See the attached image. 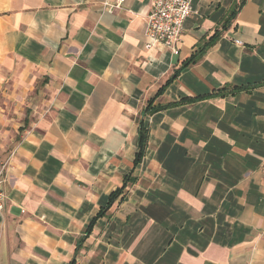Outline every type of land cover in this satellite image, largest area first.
<instances>
[{"label": "crops", "instance_id": "crops-1", "mask_svg": "<svg viewBox=\"0 0 264 264\" xmlns=\"http://www.w3.org/2000/svg\"><path fill=\"white\" fill-rule=\"evenodd\" d=\"M106 1L0 0V264H264V0L185 68L240 0H192L176 51Z\"/></svg>", "mask_w": 264, "mask_h": 264}, {"label": "built area", "instance_id": "built-area-1", "mask_svg": "<svg viewBox=\"0 0 264 264\" xmlns=\"http://www.w3.org/2000/svg\"><path fill=\"white\" fill-rule=\"evenodd\" d=\"M125 0L106 1L104 8L110 12L121 8ZM194 13L192 0H152L146 16V34L150 46L161 43L172 51L177 50L186 21ZM8 162L0 161V213L5 209L7 194L3 183Z\"/></svg>", "mask_w": 264, "mask_h": 264}, {"label": "trees", "instance_id": "trees-1", "mask_svg": "<svg viewBox=\"0 0 264 264\" xmlns=\"http://www.w3.org/2000/svg\"><path fill=\"white\" fill-rule=\"evenodd\" d=\"M246 0H240L239 3H237L235 5V7L232 9V11L229 13V15L226 17V19L223 22V26L221 29H216L214 31V33L207 39L205 40V42H203L202 44L199 45V47L197 48V50L195 52H193L191 54V56L189 58H187L184 62L181 68H185L187 66H190L192 64L197 63L207 52V50L213 46L217 40L222 36V34L224 33V31L228 28L229 24L232 22V20L237 16L239 10L242 8L243 4L245 3ZM181 69L176 70L165 82V84L159 89L158 93L156 94V96L162 94L165 90V88L178 76L179 72ZM245 89L244 87H240L237 85H226L223 88L219 89L217 92L210 94V95H205V96H201V97H195L193 98L191 101L195 102L197 100L200 99H204V98H209L212 97L214 95H223L225 93H235L237 91L243 90ZM155 97L151 98L148 101V104L145 108V112L146 113H154L158 110L161 109H165V108H169L172 106H176L179 104H184L185 101H181V102H173V103H167L165 105H161V106H153V103L155 101ZM148 140H149V130L148 128H146L144 126V123L141 121L140 124V129H139V146H138V151L136 154V158H135V165H138L144 157L146 148L148 146ZM136 181V178L133 177L132 175H127L124 177L123 180V185L122 187H120L119 189H117L116 191H114L109 198V203H108V207H110L121 195H123L124 192H126L128 186L132 183H134ZM125 196V193L123 195V198ZM106 209L101 210L98 215L92 220V222L90 223L89 227L86 230L87 234H90V232L92 231V228L94 227V224L96 223L97 219L100 216H103L106 212ZM80 243L77 246V250L80 248ZM70 264H76V259L73 258L72 261L70 262Z\"/></svg>", "mask_w": 264, "mask_h": 264}]
</instances>
